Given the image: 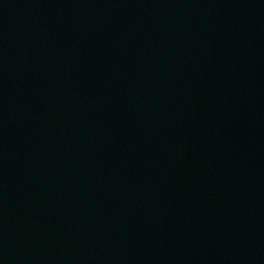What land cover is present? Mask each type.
I'll list each match as a JSON object with an SVG mask.
<instances>
[{
  "label": "water",
  "instance_id": "95a60500",
  "mask_svg": "<svg viewBox=\"0 0 264 264\" xmlns=\"http://www.w3.org/2000/svg\"><path fill=\"white\" fill-rule=\"evenodd\" d=\"M0 264H264V0H0Z\"/></svg>",
  "mask_w": 264,
  "mask_h": 264
}]
</instances>
